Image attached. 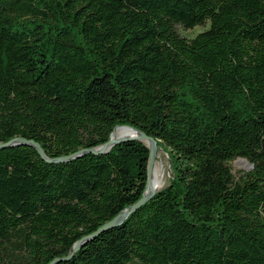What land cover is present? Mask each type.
<instances>
[{
    "label": "trees",
    "instance_id": "trees-1",
    "mask_svg": "<svg viewBox=\"0 0 264 264\" xmlns=\"http://www.w3.org/2000/svg\"><path fill=\"white\" fill-rule=\"evenodd\" d=\"M123 125L168 182L69 256L146 191L144 142L89 152ZM20 138L54 162L0 149V264H264V0H0V143Z\"/></svg>",
    "mask_w": 264,
    "mask_h": 264
},
{
    "label": "water",
    "instance_id": "water-1",
    "mask_svg": "<svg viewBox=\"0 0 264 264\" xmlns=\"http://www.w3.org/2000/svg\"><path fill=\"white\" fill-rule=\"evenodd\" d=\"M116 127H128V128H130L132 130H135L136 132H139L140 136L130 135V136H120V137H116V138L111 136L110 139L106 143H104L103 145H101V146H99L97 148L90 149L89 152L95 153V154L105 153V152H107L109 150V148L113 144L118 143V142H123V141H126V140L137 139V140H140V141L144 142L145 145L149 149L148 162H147V174H146V177H147V183H146V187L147 188H146V191H145L143 197L139 201L134 203L126 211H124L123 213H121L120 215L116 216L111 221H109L106 224H104L103 226H101L96 232H94L90 236L85 237L82 240H80L79 242H77L74 245V247H73L72 251L70 252L69 256L73 255V253L80 247L82 242H84V241L88 240L89 238L96 236L98 233H100V232H102L104 230H107V229L113 227L114 225L120 223L128 214H130L131 212H133L137 208H139L156 191V189L155 190L153 189L150 192H147L148 186L150 184V179H151L152 173L154 171V161H155L156 152H157L156 141L152 137H148L145 133H143V132H141V131H139V130H137L135 128H132L130 126L123 125V126H116ZM20 144H28V145L33 146L38 151V153L40 154V157H41V159L43 161H46L48 163L54 162V160H50L48 157H46L43 149L37 143H34L33 141H28V140L22 139V138L18 139L17 141L10 140V141H8L6 143H0V149L1 148H6V147H9V146L20 145ZM78 154L80 155V152L77 153V154H73V155H71L69 157L60 158L58 160L62 161V160L68 159V158H72V157L78 156ZM68 258L69 257H66L64 260H68Z\"/></svg>",
    "mask_w": 264,
    "mask_h": 264
},
{
    "label": "rangeland",
    "instance_id": "rangeland-1",
    "mask_svg": "<svg viewBox=\"0 0 264 264\" xmlns=\"http://www.w3.org/2000/svg\"><path fill=\"white\" fill-rule=\"evenodd\" d=\"M202 28L201 27H196L193 30H182L181 33L187 37H192L194 36L197 32L201 31ZM134 130L130 129V128H117L115 130V133L113 135L114 138L116 137H120V136H130L131 133H133ZM132 135V134H131ZM232 166H233V172L237 173L238 170H247L249 169V165L248 163L240 158H237L235 160H233L232 162ZM154 167L157 168V170L159 171V173L161 174L158 177V181H159V188L157 190H159L160 188H162L165 184H167L168 179L170 177V162H169V158L167 153L162 150V149H157L156 152V158L154 161Z\"/></svg>",
    "mask_w": 264,
    "mask_h": 264
},
{
    "label": "bare ground",
    "instance_id": "bare-ground-1",
    "mask_svg": "<svg viewBox=\"0 0 264 264\" xmlns=\"http://www.w3.org/2000/svg\"><path fill=\"white\" fill-rule=\"evenodd\" d=\"M132 135L134 136H140V133L139 132H136L134 130L133 133H131ZM130 134V135H131ZM161 174L159 173V171L157 170V168L154 167V171L152 173V176H151V179H150V184L148 186V190L147 192H150L151 190H157L159 188V181H158V177L160 176Z\"/></svg>",
    "mask_w": 264,
    "mask_h": 264
}]
</instances>
